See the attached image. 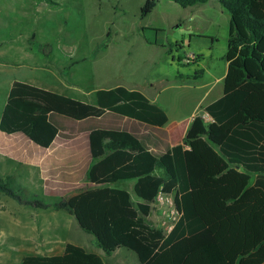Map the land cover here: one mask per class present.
Returning a JSON list of instances; mask_svg holds the SVG:
<instances>
[{"label": "trees", "instance_id": "16d2710c", "mask_svg": "<svg viewBox=\"0 0 264 264\" xmlns=\"http://www.w3.org/2000/svg\"><path fill=\"white\" fill-rule=\"evenodd\" d=\"M185 9L210 0H170ZM229 14L223 95L196 116L182 144L153 151L146 136L120 130H92L88 172L94 186L134 180L137 219L117 217L110 224L116 249L134 253L140 264H264V0H217ZM145 0L141 15L156 7ZM105 111L137 120L150 128L167 121L163 109L140 92L118 87L97 92V107L15 82L9 91L0 132L21 135L47 149L58 130L53 116L81 121ZM253 178V181L251 179ZM160 188L174 195L181 214L167 236L147 222ZM0 193L17 204L73 215L69 204L23 202L4 182ZM121 207L131 208L130 194L110 190ZM106 255V249L96 242ZM20 264H105L101 257L67 244L62 256L25 257Z\"/></svg>", "mask_w": 264, "mask_h": 264}, {"label": "rangeland", "instance_id": "374dc122", "mask_svg": "<svg viewBox=\"0 0 264 264\" xmlns=\"http://www.w3.org/2000/svg\"><path fill=\"white\" fill-rule=\"evenodd\" d=\"M13 1L17 4H11ZM33 1L48 3L55 11L65 8L62 11L67 10L70 14L67 25L63 26V34L58 37L50 35L41 19L38 26L48 37L36 39L37 43L49 42L60 47L72 45L81 58L86 57L89 50H96V58L91 62L101 78H113L121 83L133 82L158 94V102L168 109L172 119L184 116L209 87L223 89L230 18L217 0L185 9L170 0H157L156 7L146 16L141 15L145 0ZM27 3L31 2L0 0V49L5 53L0 62L4 65L15 58L8 51L14 34H24L29 38L36 29L32 24L34 17L23 10L29 9L30 4ZM35 53L28 51L20 57L29 62L25 56ZM88 64L90 59L75 65L70 71V79L81 87L89 77ZM6 79L7 74L0 73V115L6 95ZM215 92L208 100L214 97ZM203 110L204 104L196 113L200 114ZM22 170V166L0 163V182L7 184L23 202L53 204L61 201L60 196L46 195L39 181L25 180L26 173L23 175ZM121 184V188L128 190L131 182ZM132 200L137 198L133 196ZM152 206L153 203V209ZM47 214L40 209L21 206L0 193V264H18L15 253H10L17 246L15 241L20 239L9 242L12 226L17 236H20V231L26 230L28 249L39 251L40 246L36 242L41 239L40 224ZM58 219L59 222L67 221L66 215ZM149 224L156 228V223ZM72 231L71 240L76 245L80 242L87 244V235L80 233L76 227ZM122 250L108 261L120 263L124 255L122 252H126Z\"/></svg>", "mask_w": 264, "mask_h": 264}, {"label": "crops", "instance_id": "0c3cea01", "mask_svg": "<svg viewBox=\"0 0 264 264\" xmlns=\"http://www.w3.org/2000/svg\"><path fill=\"white\" fill-rule=\"evenodd\" d=\"M29 1L31 2L27 3V5L30 4L29 9L24 8L23 10H27L34 17L32 24L35 25L36 29L29 38L24 34H14L13 44L8 47V51H11L15 58L10 59L7 65L0 62V73L7 74L6 95L2 104L1 115L11 86L13 83L18 82L93 107H97V92L99 90L109 91L123 87L128 91H137L143 94L151 104L163 109L168 118L163 127L150 128L137 120L115 115L108 111H105L98 118H88L81 121L55 115L52 122L57 128L58 134L52 145L47 149L34 145L21 135L8 136L0 132V163L4 166H22L23 175L26 173L25 180L29 182L39 181L46 195L60 196L61 200L64 199L73 210V215H69L62 210H56L52 206L42 210L48 214L40 224L39 235L41 239L36 242L40 247L39 251L36 252L28 249L26 230H19L20 236H17V231L15 232L16 229L12 226L13 229L9 231V242L20 239L17 242L15 241L14 245L17 246L11 249L10 253H15V260L18 261V264L25 257L30 256H62L67 244L76 245L71 240L74 227L80 233L87 235L89 239L87 244L80 242L76 246L83 248L87 253L98 255L105 264H113L108 261V258L118 254L122 249H116L115 242L110 238V224L117 217L137 219L139 212L135 205L139 200H132V197L135 196L134 180L104 186H94L90 183L88 172L96 161L90 156L89 134L95 129L126 131L135 136H146V142L150 149L163 152L166 147L172 148L182 144L192 120L196 116L205 113V108L209 104L221 98L223 89L215 90L213 86L209 87L204 96L184 116L172 119L168 109L158 102V94H153L150 90L133 82L121 83L113 78H101L95 66H92L93 59L96 58V50L91 52L89 50L88 55L81 58L72 45L60 47V45L54 46L49 42L44 43L41 41L37 43L36 39L48 37L44 35V29L38 26L41 19L45 22V29L51 32L50 35L58 37L63 34V26L67 25L70 14L67 10L62 11L65 8L55 11L48 6V3ZM11 4L15 5L17 3L13 1ZM24 11H20V13ZM28 51L37 52L35 53L37 56H25L30 60L26 62V59L20 57V55L27 54ZM4 54V51L0 49V57ZM89 59V77L87 83L81 87L70 79V71L75 65ZM214 92V97L208 100ZM202 104H204L203 112L196 113V110ZM125 182H131L128 190L121 188V183ZM112 188L126 190L130 194L132 207H121L118 199L110 193ZM152 207L154 209V206ZM152 211L146 220L148 223L157 224L158 212ZM58 215L59 217L66 215L67 221L59 222ZM96 242L106 249H113V252L106 255L96 246ZM22 245L23 248L18 247ZM125 251L122 252L124 255L122 261L118 264H140L134 253Z\"/></svg>", "mask_w": 264, "mask_h": 264}, {"label": "built area", "instance_id": "2783aa9c", "mask_svg": "<svg viewBox=\"0 0 264 264\" xmlns=\"http://www.w3.org/2000/svg\"><path fill=\"white\" fill-rule=\"evenodd\" d=\"M200 117L205 123L214 122L206 112L200 115ZM153 206L155 211L159 213V221L156 224V228L161 229L164 235L167 236L173 231L181 217L175 206L174 195L167 194L160 188L153 201Z\"/></svg>", "mask_w": 264, "mask_h": 264}]
</instances>
